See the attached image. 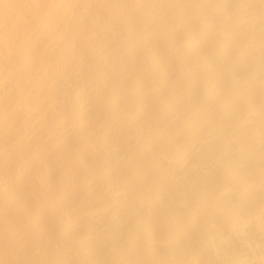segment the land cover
Instances as JSON below:
<instances>
[{"label": "bare ground", "instance_id": "1", "mask_svg": "<svg viewBox=\"0 0 264 264\" xmlns=\"http://www.w3.org/2000/svg\"><path fill=\"white\" fill-rule=\"evenodd\" d=\"M0 264H264V0H0Z\"/></svg>", "mask_w": 264, "mask_h": 264}]
</instances>
